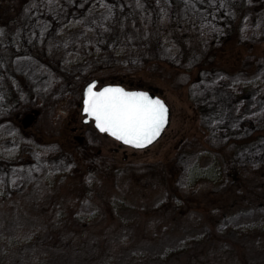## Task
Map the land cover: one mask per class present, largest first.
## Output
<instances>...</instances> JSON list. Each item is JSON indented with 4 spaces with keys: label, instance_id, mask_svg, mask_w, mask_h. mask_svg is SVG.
Returning a JSON list of instances; mask_svg holds the SVG:
<instances>
[{
    "label": "rangeland",
    "instance_id": "rangeland-1",
    "mask_svg": "<svg viewBox=\"0 0 264 264\" xmlns=\"http://www.w3.org/2000/svg\"><path fill=\"white\" fill-rule=\"evenodd\" d=\"M58 1L31 0L23 7L19 21L12 29L13 36L19 37L23 42V45L16 48L12 61L8 63L11 71L16 70L22 75L20 80L18 78L15 82L13 80L14 89L21 102L27 101L36 106L28 108L20 115V127H16L10 121L0 120V161L12 164L19 158L23 159L26 156L25 151L28 150L36 162L30 175L23 174L20 170L13 172L10 168L7 171V168L0 169V195L14 198L18 194L20 197L31 199L28 203H20L19 198L18 202L11 198L8 203L6 202L7 205L0 208V228L10 239L9 242L2 243L3 247L0 246V250L5 249L10 261H0V264H85L68 249L63 258L59 256L54 260L43 261V220L49 218L53 211L49 216L44 215L43 200L48 198L49 190L40 182V174L42 171L56 173L72 170L71 164L53 163L54 159L61 157L62 146L66 142L70 141L78 147L85 145L84 149L89 148V155L92 157L101 151L102 156L112 155L127 162L141 161L145 167L140 173L143 176L151 174L146 178L148 184H165L161 172L164 171L168 159L177 157L179 166L185 168L198 160L197 153L201 151L209 154H204V157L199 159L202 165L216 159L219 152L226 154L227 151L226 167L222 170H227L228 166L243 170L264 165V99L259 100L264 94V5L262 7L259 5L262 1L259 3L256 0H175L180 6L178 10L168 0H155V7L162 19L163 14H166L164 17L173 16L182 27L193 30L198 40H190L188 43L178 39L180 43H177V39L171 38L168 34L166 37H160L159 42L154 44L142 38L149 33L146 28L128 30V22H125L127 16L122 12L114 14L109 7H102L103 10L97 15L88 17L89 11L79 13L81 4H76L77 12H67L64 2ZM103 4L104 1L101 0L100 5ZM112 16H115L117 25H120L119 35L107 43L106 24H110L108 20ZM1 35L0 30V38ZM146 38L148 39L147 36ZM136 42L141 43L140 47L148 48L147 53H150L148 56L153 55L164 61L169 59L167 64L161 61L151 70H139L123 75L117 82L132 89L158 93L170 107L169 126L159 140L142 150L131 149L107 135L98 134L90 126L81 125L79 106L81 99L75 96V91L67 93L65 82L62 80L68 65L61 64V67H58L57 61L55 64L49 61L52 64L46 66L31 56L26 49L27 45L35 43L43 48V54L56 52L57 57H64L63 59L71 63L73 62L71 58L74 57L72 51L81 46V43H85V46L96 45L97 49H112L109 54L136 57L138 56L137 50H134L138 44ZM97 51L100 52L101 49ZM0 53H3V50H0ZM57 57L54 54V59ZM3 60L6 58L3 57ZM115 63L117 64L118 60ZM5 66L4 63L1 64L2 71H6ZM248 71L254 77L250 82ZM99 73L101 76L105 72ZM96 77L97 86L111 84L109 79L101 82L103 80L99 75ZM36 97L49 104L57 103L55 110L57 115H51L45 108L46 105H38ZM3 103L4 94L0 91V117H4ZM32 110L39 111L37 119L27 128H23L20 121ZM87 128L89 131L85 132ZM75 136H85L83 143L76 142ZM199 143L202 145L201 148L197 146ZM223 162L224 160L220 164L223 165ZM243 173L231 176L229 174L230 178H225L226 175H221L220 170L221 176L214 183L197 181L195 186L188 190L189 194L195 192L190 195L189 202L201 206L203 210L209 209L213 215L227 209H231L227 212L245 209L247 207L245 205L253 200L254 195L248 188L253 187L257 181L251 173L245 176ZM108 177L104 179V183L114 185V189L120 192L128 189L123 174L117 173ZM180 179L176 182L178 186L185 183L184 178ZM203 183H206L208 188H203L201 186ZM239 185L244 189L239 188ZM259 189L261 190L260 187ZM155 190L159 191L157 188ZM159 194L153 204L171 197L170 193L165 191H160ZM256 195L263 197L264 193L260 191ZM31 201L35 204H31ZM0 205L3 206V203ZM103 212L105 211L96 216L97 220L109 216L108 212L105 214ZM257 213L255 205H252L241 217L251 219ZM75 214L83 215L80 212ZM75 214L74 218H77L78 215ZM119 215L127 221L135 218L140 222L147 216L127 211ZM190 215L192 220L196 219L193 211ZM15 216L24 219L26 224L21 225L18 220L13 221ZM66 218L69 219V216L62 215L57 218L52 223L54 229L59 225V220ZM70 218L73 224L78 223L74 218ZM159 222L160 226L152 223L148 228L151 234L159 235L158 239L164 241L167 230L164 224L161 226ZM12 223L19 224L21 228L26 227L17 231ZM53 227L47 230H52ZM127 229L130 228L127 226L125 229L120 227L106 231L109 233L107 240L111 241L108 244L92 241L88 251L93 252L98 261H103L100 260L102 255L96 256V253L100 250L106 252L107 246L113 247L117 244ZM161 229L164 232H161ZM113 248L116 252L121 249L118 245ZM77 255L81 257L80 254ZM113 263L124 264L117 259Z\"/></svg>",
    "mask_w": 264,
    "mask_h": 264
},
{
    "label": "trees",
    "instance_id": "trees-1",
    "mask_svg": "<svg viewBox=\"0 0 264 264\" xmlns=\"http://www.w3.org/2000/svg\"><path fill=\"white\" fill-rule=\"evenodd\" d=\"M30 1L0 0V30L2 31L0 50H3V53H0V66L2 63L6 65V71H2V67H0V91L4 94V103L2 104L4 117H0V120L10 121L16 127H20V115L33 105L27 101L21 102L19 99L14 89L13 80L14 82L17 78L20 80L22 75L16 70L11 71L8 63L12 61L17 51L16 48L23 45L19 37L13 36L12 29L19 21V14L23 7ZM59 1L64 2L67 12L75 11L76 4H81L79 13L89 11L88 17L97 15L103 10L102 7H109L114 14L122 12L127 16L125 17V22H128L127 29L137 31L138 28H146L149 33L142 31L146 33L142 38L153 44L158 43L160 37H166L168 34L171 38H176L177 43H180L178 39L188 43L190 40H198L197 34L193 30L182 27L178 19H173V16L164 17L166 14H163L162 19L155 7V0H103V5H100L101 0ZM168 1L175 9L180 10V6L175 0ZM258 2L260 3V1ZM259 5L262 7L264 1ZM108 22L110 24H106L108 28L107 43L119 35L118 30L120 29L115 16H112ZM136 43H138L134 47V50H137L138 56L136 57L121 56L116 53L109 54L112 49L105 48H99L101 51L98 52V46H85V43H81V46L72 51L74 57L71 58L73 59L71 63L63 59L64 57H57L56 52L49 55L43 54V48L35 43L27 45L26 49L31 56L45 65H50L51 62L55 64L56 61L58 67H61V64L68 65L66 74L62 79L65 82V89L68 91L67 93L75 91V96L80 99L83 86L91 80H97L96 75H99L103 80H100L101 82L109 79L111 83H117L123 75L139 70H151L154 65L161 61L165 64L169 62L168 58V60L165 59L167 61H164V59H159L153 55L148 56L150 55L147 53L148 48L140 47L142 46L140 42ZM54 54H56L57 59H54ZM3 57L6 60H3ZM116 60H118L117 64L115 63ZM83 62L86 63L83 64ZM219 62L218 64H220ZM7 69L9 70L7 71ZM99 72L105 73L101 77ZM68 75L69 77H67ZM263 96L264 94L259 97L260 101L264 99ZM35 100H38V105H46L45 108L49 110L51 115H57L55 112L57 103L49 104L37 99V97ZM84 146L78 147L70 141L66 142L62 146L61 157L53 160V163L60 165H73L72 170L56 173L42 171L40 174V182L49 190L48 198L43 200L44 215L49 216L53 211L49 218L43 220V247L45 248H43V261L54 260L59 256L63 258L67 252L66 249H68L70 252H74L76 257L83 260L85 264H115L113 262H116V259L124 264H264V196L256 195L260 191L264 193V165L260 164L254 168L249 167V169L243 168V170L228 166L227 170H222L226 167L225 155H228L227 151H225L226 154L219 152V156H216V159L211 160L206 165L200 164L199 159L204 157V154H209L201 151L197 153L198 160L185 168L179 166L177 157L168 159L164 165V171L161 172L164 175L165 184L168 185L164 183L148 184L146 178H149L151 174L143 176L140 173L145 167L141 161L127 162L123 158H116L112 155L102 156L101 153H96V156L94 154L92 157L89 155L90 149H84ZM197 146L202 147L200 143ZM223 150L225 149L223 148ZM25 155L23 159L19 158L12 164L0 161V169L7 168V171L10 168L13 172L20 170L23 174L30 175L34 170L36 160L31 157L28 150L25 151ZM181 155L182 153L179 156ZM223 160L222 165L220 163ZM232 169H237V171ZM220 170L221 175H226L225 178H230L229 174L231 176L241 172H244L243 176L250 173L253 177L255 176L257 183L255 182L253 187L248 188L254 194L253 200L245 205L247 206L244 207L245 209L239 208L232 212H227L231 210L227 209L222 210V213L213 215L209 209L203 210L201 206L189 202L190 195L195 192L189 194L188 190L200 180L213 183L218 181L221 176L219 175ZM117 173L123 174L126 178V188H128L126 191L120 192L114 189V185L104 183L106 177ZM181 177L184 178L185 183L178 186L176 182L180 181ZM241 180L242 177L240 176L239 181ZM201 186L208 188L206 183L201 184ZM154 187L159 191L156 192ZM240 187L244 189L241 185H239ZM160 191L170 193L171 197H166L164 201H157L153 204L157 200V196L161 194H159ZM11 198L12 196L0 195V204L3 203L0 208L2 209L7 205L6 202L8 203ZM12 200L28 203L31 199L20 197L17 194ZM30 203L35 204L34 201ZM252 205H255V209L258 211L257 215L251 219L242 218L241 216L244 215L242 213ZM176 208H181V210H176ZM233 208H235L234 205ZM102 211H105L104 214L108 212L109 216L97 220L96 216ZM124 211L134 212L136 215L146 214L147 216L145 219L142 218V222L135 218L132 221H127L119 215ZM191 211L196 215L195 220L191 219ZM78 212L83 215L77 214L78 217L75 214ZM74 214L77 218H74ZM62 215L69 216V219L59 220V225L54 229L52 223ZM70 217L78 223L73 224ZM15 220H18L21 225L26 224V221L19 216H15L13 221ZM158 222L161 226L164 224L167 230L164 241L158 239L159 235L151 234L148 228L152 223L160 226ZM19 224L12 223L17 231L26 227L21 228L18 226ZM127 226L130 229L125 230L120 241L113 246L118 245L121 248L118 252L113 247L106 245V252L100 250L96 253V256L102 255L100 260L103 261H98L94 257V253L88 251L92 241H99L100 244H108L111 241L107 240L109 233L106 231L120 227L125 229ZM52 227V230H47ZM97 227L98 231H96ZM135 228H143L144 230H135ZM3 231L0 228L1 247H3L2 243L10 241L9 236ZM161 232H164L163 229ZM68 245L69 248H67ZM77 254H80L81 257ZM8 258L5 249L0 250V261H8Z\"/></svg>",
    "mask_w": 264,
    "mask_h": 264
},
{
    "label": "snow or ice",
    "instance_id": "snow-or-ice-1",
    "mask_svg": "<svg viewBox=\"0 0 264 264\" xmlns=\"http://www.w3.org/2000/svg\"><path fill=\"white\" fill-rule=\"evenodd\" d=\"M95 88L94 83L87 87L83 101L85 115L95 121L100 132L125 145L137 149L147 147L168 123L169 110L160 99L122 88L94 91Z\"/></svg>",
    "mask_w": 264,
    "mask_h": 264
},
{
    "label": "water",
    "instance_id": "water-1",
    "mask_svg": "<svg viewBox=\"0 0 264 264\" xmlns=\"http://www.w3.org/2000/svg\"><path fill=\"white\" fill-rule=\"evenodd\" d=\"M95 84L96 86L98 85V82L97 80H92L90 81L89 83H87L83 90H82V99H81V115L84 117L83 118V123H87L89 121H92V126L94 128L95 131L99 132V133H102L100 132L96 127H95V121L93 120H89L87 118V116L85 115L84 111H83V101H84V97H85V93H86V90H87V87L91 84ZM104 88H122L124 91L126 92H142V93H146L148 94V96L150 98H153V99H160L161 101H163L166 105V107L168 108L169 112H168V123L167 125L165 126L164 130L161 132L160 136L152 143L154 144L163 134V132L166 130V128L169 126V123H170V116H171V111H170V107L169 105L166 103V101H164L162 98H160L158 95H156L154 92H151V91H146V90H141V89H132V90H128V89H125L123 86L119 85V84H104V85H101L98 89H94V91H102ZM39 114V111L38 110H32L31 112H29L28 114L24 115L21 119V126L23 128H27L28 126H30L36 119L37 115ZM87 120V122H85ZM102 134H105L107 136H109L107 133H102ZM110 138L114 139L113 137L109 136ZM74 140L78 143H81L82 142V137H78V136H75L74 137ZM115 141H117L119 144H122L124 146H127V147H130L132 149H136V150H142V149H146L148 148L149 146H151L152 144L148 145L147 147L145 148H140V149H137V148H133L129 145H125L123 144L122 142L114 139Z\"/></svg>",
    "mask_w": 264,
    "mask_h": 264
},
{
    "label": "flooded vegetation",
    "instance_id": "flooded-vegetation-1",
    "mask_svg": "<svg viewBox=\"0 0 264 264\" xmlns=\"http://www.w3.org/2000/svg\"><path fill=\"white\" fill-rule=\"evenodd\" d=\"M256 1H264V0H256ZM247 76H248V80H249V82L250 81H252L251 79H254V77H253V74L251 75V73L248 71V74H247ZM117 84H119V83H117ZM119 85H121V84H119ZM101 86V85H100ZM100 86H96V88L95 89H98ZM121 86H123V85H121ZM125 89H128V90H132V88L131 87H126V86H123ZM137 89V88H136ZM141 90H145V89H141ZM146 91H150V90H146ZM157 93V92H156ZM157 95L159 96V94L157 93ZM81 125H84V126H90L93 130H94V128H93V126H92V121H89V122H87V123H83V116L81 117ZM91 129V130H92ZM87 131H89V129L87 128L86 129V131L85 132H87ZM95 131V130H94ZM94 131H92V132H94ZM95 132H97V131H95ZM98 134H101V133H99V132H97ZM104 135V134H103ZM105 136V135H104ZM78 137H82V142L81 143H83V141H84V139H85V136L83 137V136H78ZM80 144V143H79ZM99 151V150H98ZM101 151H99L98 153H100Z\"/></svg>",
    "mask_w": 264,
    "mask_h": 264
},
{
    "label": "bare ground",
    "instance_id": "bare-ground-1",
    "mask_svg": "<svg viewBox=\"0 0 264 264\" xmlns=\"http://www.w3.org/2000/svg\"><path fill=\"white\" fill-rule=\"evenodd\" d=\"M83 88H84V86H83ZM83 88H82V90H83ZM82 90H81V94H82ZM80 99H82V96H80ZM80 104H81V101H80ZM80 106V105H79ZM80 111H81V106H80ZM37 119V118H36ZM164 133V132H163Z\"/></svg>",
    "mask_w": 264,
    "mask_h": 264
}]
</instances>
